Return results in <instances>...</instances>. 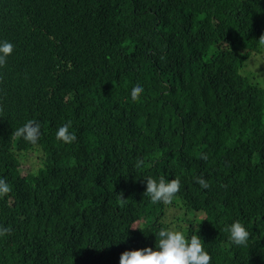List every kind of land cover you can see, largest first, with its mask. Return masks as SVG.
<instances>
[{
  "label": "trees",
  "instance_id": "1",
  "mask_svg": "<svg viewBox=\"0 0 264 264\" xmlns=\"http://www.w3.org/2000/svg\"><path fill=\"white\" fill-rule=\"evenodd\" d=\"M261 37L264 0H0V264H119L162 221L211 264H264V86L246 70ZM28 120L35 145L15 135ZM145 176L179 178L173 203Z\"/></svg>",
  "mask_w": 264,
  "mask_h": 264
},
{
  "label": "clouds",
  "instance_id": "2",
  "mask_svg": "<svg viewBox=\"0 0 264 264\" xmlns=\"http://www.w3.org/2000/svg\"><path fill=\"white\" fill-rule=\"evenodd\" d=\"M264 38V37H261ZM14 45L7 40H0V66L7 62L8 56L13 52ZM144 91L140 83H136L131 88L133 100L139 98V94ZM71 121L63 124L56 131V139L71 144L77 139L76 133L70 131ZM15 135L23 138L35 145L42 135L41 125L35 120H28L23 126L15 130ZM207 159V156H203ZM135 167H143V160H137ZM146 177V194L153 203H163L170 205L176 194L181 189L179 178L166 179L160 176L158 179L152 176ZM197 183L204 189L210 187L208 181L203 177L196 178ZM11 191V186L6 179L0 178V197ZM167 225L161 227L157 236V245L125 250L121 253L119 264H211L212 256L205 248V242L200 235H187L182 226L177 227L162 221ZM136 228V227H134ZM140 228V227H139ZM142 229V228H141ZM11 229L0 225V237L4 236ZM229 233V239L236 245L247 243L250 233L248 228L239 220L233 221L225 229Z\"/></svg>",
  "mask_w": 264,
  "mask_h": 264
},
{
  "label": "rangeland",
  "instance_id": "3",
  "mask_svg": "<svg viewBox=\"0 0 264 264\" xmlns=\"http://www.w3.org/2000/svg\"><path fill=\"white\" fill-rule=\"evenodd\" d=\"M256 57L259 59L258 62L254 60ZM256 57H251L250 61L253 62L247 65L246 70L254 73L252 76L254 77L255 82H258L260 85L264 86V53H261ZM29 169V163H26L24 165V173H27ZM171 211L177 213L175 210Z\"/></svg>",
  "mask_w": 264,
  "mask_h": 264
}]
</instances>
